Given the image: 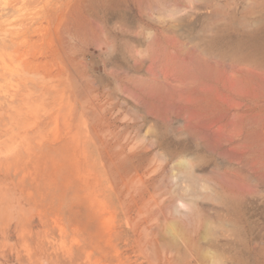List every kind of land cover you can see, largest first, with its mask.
Segmentation results:
<instances>
[{
  "label": "rangeland",
  "instance_id": "1",
  "mask_svg": "<svg viewBox=\"0 0 264 264\" xmlns=\"http://www.w3.org/2000/svg\"><path fill=\"white\" fill-rule=\"evenodd\" d=\"M164 84H258L256 133L264 0H0V264H264V140L218 159ZM183 159L214 190L192 209L156 176Z\"/></svg>",
  "mask_w": 264,
  "mask_h": 264
},
{
  "label": "bare ground",
  "instance_id": "2",
  "mask_svg": "<svg viewBox=\"0 0 264 264\" xmlns=\"http://www.w3.org/2000/svg\"><path fill=\"white\" fill-rule=\"evenodd\" d=\"M189 40H191V39H189ZM91 66L90 67L88 66L89 69L92 68ZM235 68H237V67H235ZM229 69H230V67H229ZM237 73H238V70L232 71V75H234V76L237 75ZM88 78H89V76H88ZM162 83H165V82H162ZM164 85L168 88H171L175 94H168V96H166L167 98L163 99V102L166 105L174 106V107H177L178 109L184 110L181 114H179V121L181 122L180 133L189 136L193 140H196L199 143L200 147H202L203 150H205L211 154H216L218 156V159L223 160V161H228V162L229 161H236L244 154L245 150L248 149V147L250 145L255 144V142L264 140V108L262 111H257L255 113L256 115L253 117V119L255 120L254 122H257L259 124L258 131L256 133H248V132L246 133V132H244V130H242L240 128L236 129V127H235L238 125V119H241L244 117V116H242V114H244V113L247 114L250 110L248 108H245V106L242 105L241 101L249 93H251V91L256 90L259 86L258 84H164ZM208 103L220 104L223 107V111L225 112L226 115L231 114V119L225 120L224 115H221V116L216 117V118H212V116H210L208 113L203 112L204 111V105L203 104L208 105ZM138 108H139V106H138ZM133 112H135V111L133 110ZM138 113H136V114H138ZM136 114H134V117ZM144 115L146 117V113ZM146 119H148V118H146ZM132 120L135 121V118ZM136 120H137V118H136ZM137 121H139V120H137ZM147 123H149V122H147ZM147 123H145V124H147ZM132 127H134V125ZM139 130H140V128H139ZM141 131H139V132H141ZM149 132H151V131H149ZM152 138H153V136H152ZM135 139H136V137H135ZM140 139H141V137H140ZM137 140H139V138H137ZM135 143H136V140H135ZM149 146H151V145L149 144ZM131 149H132V145H131L130 150ZM145 149H146V147H145ZM162 152H163V154L165 153V151H163V150H162ZM186 152H188V151H186ZM156 154L154 152V155H152V156H155ZM188 154H190V153H188ZM166 155L168 156V154H166ZM162 156H163V158H166V157H164L165 155H162ZM161 158H160V160H161ZM150 159H151L150 161L152 162L151 157H150ZM191 159H193V158H191ZM154 162H155V160H154ZM220 163H223V162H220ZM148 165H150V164H148ZM165 167H166V164L160 168L161 171L158 172V175H156V176L158 177L159 175H161L162 177H165L164 178L165 181L163 180L162 183L164 185H166V187H167L166 192H168V190L170 188H172V186H174L176 188L174 190L173 194L177 197V201L179 202L180 207L192 209V208L196 207L195 200L200 195L206 196L208 194V191H210L208 195H210L214 192L213 189H207L208 183H206L205 181L202 182V181L197 179L196 170L194 168V165H192V163H190L188 160H184V159L183 160H176L173 163V165L171 166L170 170H167L166 172L164 171ZM132 170L138 171V166L133 167ZM154 171H156L155 168H154ZM154 171L152 170L151 172L154 173ZM212 173L215 174V172H212ZM249 174H250V176H252V178L254 180L259 181V182L264 184V174L259 172L257 169H252L249 172ZM216 176H217V174H216ZM169 177L175 180L172 183V185H168V181L166 180ZM155 179H156V177L151 179L150 181H153ZM157 186H159V183ZM247 187H248V185H247ZM238 188H240V187H238ZM244 188H246V187H244ZM246 189L248 191L250 189V191H251V189H253V187L250 188V186H249V189L248 188H246ZM203 190H204V192H203ZM155 195L156 194H154V196ZM215 199H213V200H215ZM152 200H153V198H152ZM201 203H203V201ZM204 204L208 205L207 203H203V205ZM167 205H168V202L165 201L164 203L157 205L156 210L161 212ZM220 208H221V206H220ZM167 210H165V212ZM203 210H205V209H203ZM179 211H181V210L180 209L178 210V207L174 206V212L176 213ZM205 211H207V210H205ZM205 211L203 213H205V215H207V213ZM212 211H213V209L210 210L209 212H212ZM213 212H215V211H213ZM208 215H211V217H212L213 214H208ZM203 218L206 219L207 217L205 216ZM209 218H210V216H209ZM209 218L206 219V220H208L206 222V225H208L207 223H209ZM173 220H175V218H173ZM173 220H171V221H173ZM261 220H262V218H261ZM163 221H161V225L163 224L162 223ZM222 221L224 222L223 219H222ZM165 224H163L164 227H165ZM219 224H221V223H219ZM225 224L223 226L228 225V224L227 225H225ZM212 226H214L213 229H215L216 223H214ZM166 227H167V224H166ZM232 230L234 231V229H232ZM233 231H231V232H233ZM205 232L206 231H204V233ZM216 234L218 235L219 233H216ZM232 236H234V235H232ZM231 237H230V239H231ZM211 239H212L211 241H213V237ZM181 242L182 241H180V243ZM229 242H230V240H229ZM208 251H207V254H209ZM213 260H214V262L218 261L215 259H213ZM215 264H216V262H215Z\"/></svg>",
  "mask_w": 264,
  "mask_h": 264
}]
</instances>
